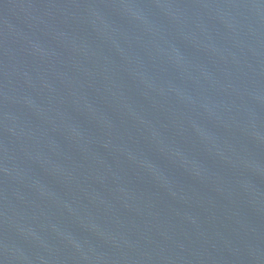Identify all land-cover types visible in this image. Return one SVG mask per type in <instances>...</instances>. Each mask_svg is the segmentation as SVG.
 <instances>
[{
    "label": "water",
    "instance_id": "obj_1",
    "mask_svg": "<svg viewBox=\"0 0 264 264\" xmlns=\"http://www.w3.org/2000/svg\"><path fill=\"white\" fill-rule=\"evenodd\" d=\"M0 264H264V0H0Z\"/></svg>",
    "mask_w": 264,
    "mask_h": 264
}]
</instances>
